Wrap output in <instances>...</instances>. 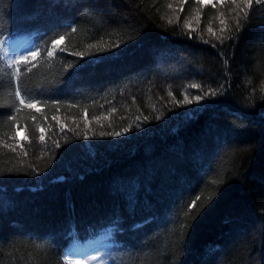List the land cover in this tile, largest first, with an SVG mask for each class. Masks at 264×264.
I'll return each mask as SVG.
<instances>
[{
	"label": "trees",
	"instance_id": "obj_1",
	"mask_svg": "<svg viewBox=\"0 0 264 264\" xmlns=\"http://www.w3.org/2000/svg\"><path fill=\"white\" fill-rule=\"evenodd\" d=\"M19 38L0 264H264V0H0Z\"/></svg>",
	"mask_w": 264,
	"mask_h": 264
},
{
	"label": "rangeland",
	"instance_id": "obj_2",
	"mask_svg": "<svg viewBox=\"0 0 264 264\" xmlns=\"http://www.w3.org/2000/svg\"><path fill=\"white\" fill-rule=\"evenodd\" d=\"M204 3L209 4L212 0H202ZM25 39H17L12 42L2 43V50L10 63H16L19 60L25 59L32 51L31 47L23 42ZM106 241L90 242L80 248H75L66 256L67 260L73 264H103L93 255L97 250L109 246Z\"/></svg>",
	"mask_w": 264,
	"mask_h": 264
},
{
	"label": "snow or ice",
	"instance_id": "obj_3",
	"mask_svg": "<svg viewBox=\"0 0 264 264\" xmlns=\"http://www.w3.org/2000/svg\"><path fill=\"white\" fill-rule=\"evenodd\" d=\"M250 2V0H249ZM29 107H35V105H29ZM43 138V137H42ZM140 225H137V227H139Z\"/></svg>",
	"mask_w": 264,
	"mask_h": 264
}]
</instances>
